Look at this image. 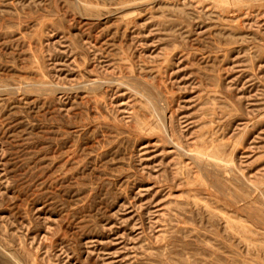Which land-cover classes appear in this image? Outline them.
Instances as JSON below:
<instances>
[{"label":"rangeland","instance_id":"rangeland-1","mask_svg":"<svg viewBox=\"0 0 264 264\" xmlns=\"http://www.w3.org/2000/svg\"><path fill=\"white\" fill-rule=\"evenodd\" d=\"M0 264H264V0H0Z\"/></svg>","mask_w":264,"mask_h":264},{"label":"bare ground","instance_id":"bare-ground-1","mask_svg":"<svg viewBox=\"0 0 264 264\" xmlns=\"http://www.w3.org/2000/svg\"><path fill=\"white\" fill-rule=\"evenodd\" d=\"M93 86H95V84H93ZM93 86H92V87H93Z\"/></svg>","mask_w":264,"mask_h":264}]
</instances>
